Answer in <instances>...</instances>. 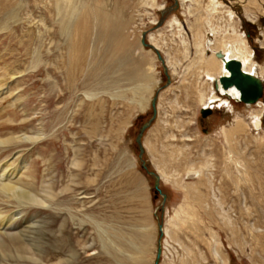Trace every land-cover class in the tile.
Wrapping results in <instances>:
<instances>
[{
  "label": "rangeland",
  "instance_id": "374dc122",
  "mask_svg": "<svg viewBox=\"0 0 264 264\" xmlns=\"http://www.w3.org/2000/svg\"><path fill=\"white\" fill-rule=\"evenodd\" d=\"M199 1L62 0L59 16L56 0H0L17 11L16 19L0 14V141H9L0 160L26 161L21 182L38 194L47 190L43 206L7 209L20 213L17 227L27 219L43 230L41 245L30 250L35 258L30 251L17 257L12 249L10 259L0 256V264H153L158 223L173 239L164 235L160 264H264V94L258 108L231 102L232 109L214 107L201 116L196 96L211 94L214 86L205 84L194 49L191 27L201 24L205 34L210 4ZM217 5L216 36L224 39L234 28L264 82V0H217ZM73 6L78 12L70 41L60 28ZM98 14L119 25L113 49L129 54L127 69L137 67L148 81L142 111L133 110L135 81L111 78L103 70L109 54L94 40L113 29L100 27ZM142 34L146 45H152L150 35L159 44L169 85L155 50L142 46ZM181 42L188 48L186 59ZM168 48L179 64H167ZM156 94L157 116L142 134V160L160 177L164 203L154 178L141 167L136 144ZM173 98L180 104L175 112L168 105ZM256 113L258 128L251 120ZM236 119L242 123L237 130ZM234 129L227 141L223 132ZM185 145L187 161L171 155ZM159 169L174 183L164 181ZM113 228L123 232L117 246L111 245L117 259L104 247ZM165 241L172 246L168 252Z\"/></svg>",
  "mask_w": 264,
  "mask_h": 264
},
{
  "label": "bare ground",
  "instance_id": "6f19581e",
  "mask_svg": "<svg viewBox=\"0 0 264 264\" xmlns=\"http://www.w3.org/2000/svg\"><path fill=\"white\" fill-rule=\"evenodd\" d=\"M61 1L62 0H56V9L58 11L59 16L62 15V7L63 6H62ZM152 1L154 2V5H156V0H152ZM181 2H183V3L195 2V4L201 5L199 0H181ZM189 6H191V4ZM7 7H5V5L3 6L0 3V14H5V16H7L6 20H9L11 18H14L15 15L13 14L12 11H14L16 8L11 11V10H9V7H11V6H7ZM69 9H70V11L66 15V17L68 18V21L66 23L62 22V24H61L62 28H60V29H61V33L65 34L67 36V38H69V40L72 41V37L74 36V32H75L74 31V21H75L74 16L78 12V8H77V6H73ZM189 9H191V8L189 7ZM217 10H218L217 0H210V4H208L206 6V10H205V13L207 15V19L205 20V24H204L205 34H204V32L201 33L200 28L203 27L201 24H200L201 26L194 24V26L191 27V32H193V36H194V49H195L196 55H198L197 63L200 65L199 66V70L201 72L200 74L204 78L205 84H208L209 86H210V84H212L214 86V90L212 91V93L210 91L211 94L206 95V93L203 91L198 92V96H196V97L198 99L199 105H201V107H200L201 110L202 109L211 110L214 107L215 108L217 107L220 109L221 108L232 109L231 102L240 103L239 102L240 92L235 87H230L228 90H224L221 86H219L218 90L215 89V84L218 83L219 78H221L222 76H224V77L230 76L229 73L224 68V61L217 57L218 53H222L223 56H225L227 60L239 61L242 64V69L245 72H247L248 74H252V76L258 77V75L256 73V68L254 66L255 64L253 62L252 53L247 50V46L245 44L244 39L240 35H237L234 28L229 29L231 32H227L228 34H226L224 39H218V37L216 36L217 33L215 34V32H214L215 30L212 27V15L216 14ZM16 12L17 11L15 10L14 13H16ZM190 14H193V12L190 11ZM59 18L61 19V17H59ZM14 19H16V17ZM201 19H202V17L201 18L199 17V19L197 21L199 22V20H201ZM96 21H98L100 23V27H112V29H113L112 31L110 30V32L108 34H103V33H101V34L99 33L98 35L96 34L97 36H96V39L94 40L97 43L103 42L104 48H106L107 53L109 54V64L103 70L111 78H114V76H118L120 78L123 77L128 81H133V82L135 81L133 94L136 97V99H134L132 101L133 105H134L133 110L134 111L144 110L146 107L145 101H144V94L148 93L147 92L148 90L146 87L149 85L146 77L142 76L141 72H139L137 67H133V69H127V61L129 60V57L127 55H129V54L123 53L120 55L112 47L113 46L112 40L115 39V37H116V34L115 33L113 34V32H115L116 30H119V28H118L119 25H118V27H117V25L113 26V24L109 23V20L106 19L103 14L96 15ZM172 23L177 25L178 29L179 28L182 29V27L180 26V24L176 20H174ZM194 23H196V22H194ZM76 32H78V31H76ZM209 36H212L213 40H207ZM149 40H151L152 45L155 48L160 49V46L154 40L153 35L149 36ZM80 42H81V40L79 41V47L81 45ZM181 43L184 45L183 54H184V59H186L188 56V53H187L188 48L185 46L186 42H181ZM72 48H73V45L71 44L70 49L72 50ZM169 50L170 49L168 48V50L166 51L167 53H165L167 64L171 65V63L173 64V62L179 64L178 63L179 60H177L174 56H172L171 53L169 52ZM207 51L210 52V55H208V56L206 55ZM116 80H118V79H113V82L112 81L111 82L113 84H115V83H117ZM1 81L2 80H0V86H1V84H3V81L2 82ZM162 97H163V95H162ZM166 101H168V100L166 99ZM168 102H169L168 105H169V107H171V110L173 112H175V110L180 109V108L178 109L180 104H178L177 99L173 98L172 100H170ZM160 103H161V101H160ZM161 104L158 106V109L161 110V112H162ZM260 104L261 103L258 101L256 104L245 105V106L246 107L253 106L254 108H258L260 106ZM252 119H253V125L256 128H258L260 126V114L256 113L251 118V120ZM236 120H235V122H236L235 129L237 130V129H239V127L241 126L242 123L240 120H237V121ZM176 121H178V120H176ZM162 122H164V124H166V126L168 125L167 120H163ZM162 122H161V124H162ZM175 124H177V123H175ZM179 124H181L180 127H182V128L184 127L182 122H180ZM189 124H193V123L192 122L186 123V125H189ZM123 125L127 126V123L123 124ZM124 129H125V127L123 126L119 130V132H123ZM235 129L232 131L225 130L223 132V135L227 141H228V138L231 136V134L236 131ZM168 136L170 137V139H173V140L175 138V135H173V134L168 135ZM180 137L182 139H186L187 137H189V135H186V133H183L180 135ZM27 139H30V138H27ZM187 139L189 140V138H187ZM16 140L18 141L19 139H16ZM7 142L9 143V141H0V148H1L0 152L2 150L8 149V147H9L8 145H7L8 147L7 146L4 147V144ZM187 147L188 146L185 145V146H182V148H179V149L177 148L176 151L174 150L171 153V155L172 156L176 155L178 158L181 157L187 161L188 153H187V149H185ZM1 156L2 155L0 153V158H1ZM11 159L6 160L4 158L3 160H0V256L3 255V256L9 257L8 259H10V257L13 255V254L12 255L10 254V251L12 249H14V251H16L17 257L25 258L27 255H29L30 250H33V251L35 250V249H33L34 245H36V246L41 245L40 240H41L42 236L44 235L43 230L40 228L34 227L36 222L33 224L30 222V220H27V219H25V221H24L26 225H20L19 224L20 226L17 227L16 221H18V220H17L16 216L20 214L18 211H20V212L22 210L26 211L28 209V207L31 205H38V206L42 205L43 206L44 201H45L44 196L46 194L45 191H47V190L44 191V189L42 188V190L38 194L37 191L30 189L29 184L22 183L20 180V177L24 175L22 170L26 169L27 163H26V161H21V162L12 161V162H10ZM162 162L164 163L165 160L163 159ZM186 164L189 165L188 162ZM188 169H190V168H188ZM187 174L200 175V172H199V170L198 171L188 170ZM160 176L162 177V179H164V181H167V182L172 181V178L166 176L162 171L160 172ZM172 183H174V182L172 181ZM188 189H187L188 192H190L191 188L188 187ZM13 205L14 206L17 205L18 208H21L22 210H18L17 211L18 213H7L8 210L10 211V209ZM8 208H10V209H8ZM32 224H33V226H32ZM163 232H164L166 239L169 238L170 240H173L171 235H170V232L167 229H163ZM118 234L122 236L123 232L117 231L115 228H113L111 231L112 240L109 242V245L105 244L106 246H104L106 251L108 252V254L114 259H117L118 257L116 258L115 251H114V249H112L111 245L117 246L116 241H117V239L121 238V236H119ZM107 239H109V238H107ZM164 245H165V248L167 249L166 250L167 252L170 248H172V246H169L167 241H165ZM16 254H15V256H16ZM33 256L34 255L32 253V257ZM29 258H31V256ZM34 258H35V256H34Z\"/></svg>",
  "mask_w": 264,
  "mask_h": 264
},
{
  "label": "water",
  "instance_id": "95a60500",
  "mask_svg": "<svg viewBox=\"0 0 264 264\" xmlns=\"http://www.w3.org/2000/svg\"><path fill=\"white\" fill-rule=\"evenodd\" d=\"M177 0H174V2ZM175 5H178L177 2ZM146 35L142 34V46L144 47H151L155 50L157 54V58L160 61L163 69L165 70V76L167 78L166 86L169 85L170 80L169 76L166 73V66L164 64V60L158 53V49H156L152 45H146L145 40ZM217 57L219 59H222L224 61V68L229 73L230 76L224 77L222 76L219 78L218 83L215 84V89L218 90L219 86H221L224 90H228L230 87H235L240 92V98L239 102H241L244 105H253L256 104L260 99L262 98L264 94V82L255 76H252V74H248L242 69V64L237 60H227L225 56H223L222 53H218ZM158 99V94L155 95L153 100L151 101V108H152V117L151 119L144 124L141 129L140 133L138 134L136 138V144L139 148V159L141 160V167L148 175L152 176L155 180L154 183V190L156 194H159L162 197L163 203L165 202V196L162 194L161 190L159 189V181L160 177L157 174H154L152 172H149L145 162L142 160V155L144 153L143 145H142V134L143 132L150 126V124L156 119L157 116V107L156 102ZM209 110L202 109L201 110V116L204 118L207 113H209ZM158 234L159 238L157 241V248L155 253V260L153 264H160L162 255H163V245H162V239L164 237V226L160 223L157 224Z\"/></svg>",
  "mask_w": 264,
  "mask_h": 264
},
{
  "label": "clouds",
  "instance_id": "9594fccd",
  "mask_svg": "<svg viewBox=\"0 0 264 264\" xmlns=\"http://www.w3.org/2000/svg\"><path fill=\"white\" fill-rule=\"evenodd\" d=\"M235 94V93H234Z\"/></svg>",
  "mask_w": 264,
  "mask_h": 264
}]
</instances>
